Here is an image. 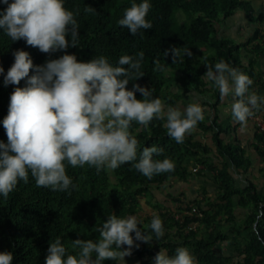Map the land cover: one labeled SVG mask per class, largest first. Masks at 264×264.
I'll use <instances>...</instances> for the list:
<instances>
[{
	"label": "trees",
	"instance_id": "16d2710c",
	"mask_svg": "<svg viewBox=\"0 0 264 264\" xmlns=\"http://www.w3.org/2000/svg\"><path fill=\"white\" fill-rule=\"evenodd\" d=\"M150 2L146 19L153 27L132 36L118 24L132 0H65V7L76 14L80 34L77 46L66 52L84 62L102 55L113 65L121 56L135 57L143 52V76L130 80L129 90L137 83L151 91L149 99L160 98L168 106L182 109L187 102L206 108L204 119L196 126L210 143L189 133L182 144L177 143L168 136L164 121L153 120L146 128L133 122L130 130L139 142L138 150L152 145L163 149L155 158H170L175 165L173 171L149 179L132 163H126L115 169L117 184L112 188L107 169L97 172L88 165L67 166L75 187L66 191L38 187L29 175L28 183L20 181L6 199L0 197V252H12L13 264H45L48 247L57 238L68 254L78 256L80 249L73 246V241L98 239V229L112 214L134 215L143 230L151 233V219L142 218L144 202L174 183L190 182L197 165L205 166L206 177L215 186V197L207 190L203 198L199 194L188 203L183 196H170L175 205H184L190 212L197 209L200 216H186L185 222L180 223L171 213H160L165 234L149 244L137 242L139 248L132 249L137 264H152L161 248L174 255L178 247H186L197 264H264V133L256 127V144L252 146L239 140L237 134L233 139H224L230 129L236 133V128L222 121L223 98L219 89L202 78L208 67L214 68L223 60L253 80L250 91L259 95L264 91V79L258 69L264 56L263 28L255 29L245 42L222 32L238 14L245 15L246 11L251 16L258 10L248 0ZM5 8L0 3V11ZM259 21L264 23V14ZM250 22L254 25L253 20ZM17 50L27 51L36 66L65 54L42 53L24 40L12 42L0 30V66L5 74L14 63L13 53ZM188 51L191 55L186 54ZM32 74L30 70L29 75ZM3 79L0 76V121L8 113L14 88L26 86L22 80L19 85L5 87ZM136 98L143 99L139 92ZM257 109L264 112V107ZM0 140L7 143L2 124ZM193 225L198 228L189 233ZM104 264L116 262L109 260Z\"/></svg>",
	"mask_w": 264,
	"mask_h": 264
},
{
	"label": "clouds",
	"instance_id": "9594fccd",
	"mask_svg": "<svg viewBox=\"0 0 264 264\" xmlns=\"http://www.w3.org/2000/svg\"><path fill=\"white\" fill-rule=\"evenodd\" d=\"M0 3L6 5L0 11V30L12 42L24 40L46 54L65 51L60 58L36 66L27 51L17 50L6 74L0 66L5 87L19 85L22 80L26 85L14 88L8 113L0 121L7 136V143L0 140V197L6 199L20 181L28 183L29 175L38 187L53 191L74 188L67 166L88 165L100 172L132 163L149 179L174 170L170 158H155L163 152L156 145L138 150L139 142L130 130L133 122L146 128L153 120L164 121L168 136L182 144L186 134L204 119L202 106H168L160 98L149 99L151 91L137 83L129 90V81L143 76V52L135 57L121 56L115 65L102 55L84 62L67 54V49L77 46L80 34L76 14L65 7V0ZM151 7L150 0H132L118 24L132 36L151 29L153 25L146 19ZM202 78L219 89L222 98L233 97L231 111L238 122H245L252 109L264 107V96L250 91L253 80L223 60L208 67ZM137 92L143 99L136 98ZM148 227L151 233L143 230L134 215L112 214L98 229V239L73 241L80 249L78 256L68 254L60 238L51 242L45 264H104L109 260L126 264L132 249L139 248L137 242L149 244L165 234L156 214ZM13 260L12 252H0V264H13ZM152 264L197 262L186 247H178L174 255L161 248Z\"/></svg>",
	"mask_w": 264,
	"mask_h": 264
},
{
	"label": "rangeland",
	"instance_id": "374dc122",
	"mask_svg": "<svg viewBox=\"0 0 264 264\" xmlns=\"http://www.w3.org/2000/svg\"><path fill=\"white\" fill-rule=\"evenodd\" d=\"M252 1L253 3L257 4V1L261 0H248ZM264 2V0H262ZM257 8V7H256ZM257 13L252 14L251 16H247L251 20L254 21L253 28H263L264 30V23L259 21V16L263 13V10L257 8ZM246 15V11L244 12ZM188 103H193L192 101H189ZM189 105V104H188ZM187 102L182 106V109L187 107ZM206 110V108L204 109ZM207 111V110H206ZM190 135H194L195 137H200L204 140L205 143H210V140L206 139L204 136V133L200 130L198 126H195L194 129H192L189 133ZM234 131L229 130L227 136L224 135V139H233L234 137ZM235 140V139H234ZM200 166V165H199ZM201 170L200 172H205V166L202 165L199 167ZM110 175V184L113 187L117 184V179L115 178V170H109ZM193 179L190 182L187 183H174L171 187H168L164 191L160 192L157 191L153 199H149L148 201L144 202L142 206V218L144 219H152L153 214L159 215L160 213H171L174 215H183L184 207L183 205H175L173 200L170 196L174 198H178L180 196L184 197L185 202H194L199 194H201V198H203L204 190H207L212 197H215V186L213 185L212 181H209V179L205 176H200L199 173L196 175H193ZM182 209V210H181ZM126 264H133L137 263V259L133 256V254L129 257L125 258Z\"/></svg>",
	"mask_w": 264,
	"mask_h": 264
},
{
	"label": "crops",
	"instance_id": "0c3cea01",
	"mask_svg": "<svg viewBox=\"0 0 264 264\" xmlns=\"http://www.w3.org/2000/svg\"><path fill=\"white\" fill-rule=\"evenodd\" d=\"M258 5L254 3V5L264 12V2L257 1ZM255 31L253 28V24H251L250 19L245 14H238L230 23L222 30L223 34L227 37L236 38L238 41L245 42L247 41L252 32ZM259 72L264 79V56L260 58L258 65ZM257 94V92H255ZM259 95V94H258ZM260 96H264V91L260 94ZM233 103V97L229 95L228 97H223V104L221 105L220 114L222 117V121L224 124L233 125L236 128L237 137L239 140L244 142L246 145H254L256 144V125L249 118L245 122H238L232 116L231 106ZM200 166H196L193 169V175L200 173ZM194 176L190 178L192 181ZM261 177V176H258ZM264 183V182H263ZM133 264H137L136 262Z\"/></svg>",
	"mask_w": 264,
	"mask_h": 264
},
{
	"label": "built area",
	"instance_id": "2783aa9c",
	"mask_svg": "<svg viewBox=\"0 0 264 264\" xmlns=\"http://www.w3.org/2000/svg\"><path fill=\"white\" fill-rule=\"evenodd\" d=\"M249 119L251 121L254 122V124L256 125V127L260 130L261 133H264V112L259 111L257 108L252 109V115L249 117ZM184 209H183V215H174L175 219L180 222V223H184L186 216H191V217H199L200 215H198L197 209H195L193 212H190L187 210V207H185L183 205ZM198 228L197 225H193L189 228L188 232L192 233L194 231H196Z\"/></svg>",
	"mask_w": 264,
	"mask_h": 264
}]
</instances>
